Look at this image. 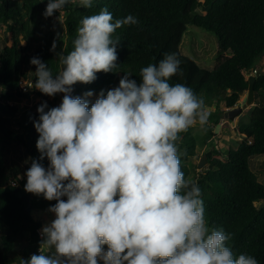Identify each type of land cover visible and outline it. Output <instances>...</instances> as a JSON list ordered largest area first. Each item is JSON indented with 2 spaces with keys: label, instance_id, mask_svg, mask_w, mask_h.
I'll use <instances>...</instances> for the list:
<instances>
[{
  "label": "clouds",
  "instance_id": "9594fccd",
  "mask_svg": "<svg viewBox=\"0 0 264 264\" xmlns=\"http://www.w3.org/2000/svg\"><path fill=\"white\" fill-rule=\"evenodd\" d=\"M69 4L91 8L93 0H48L43 15ZM138 23L131 14L114 21L105 7L81 19L74 50L58 54L55 75L30 60L34 88L63 97L56 107L37 108L40 157L24 174V190L56 201L48 209L55 218L42 228L39 254L20 264H258L251 255L234 257L231 233L210 232L201 189L181 170L176 142L207 124L210 112L192 88L169 83L183 75L175 53L142 67L139 83L125 73L94 102L92 91L72 95L77 82L92 83L98 72L118 67L113 34Z\"/></svg>",
  "mask_w": 264,
  "mask_h": 264
},
{
  "label": "trees",
  "instance_id": "16d2710c",
  "mask_svg": "<svg viewBox=\"0 0 264 264\" xmlns=\"http://www.w3.org/2000/svg\"><path fill=\"white\" fill-rule=\"evenodd\" d=\"M47 3L48 0H22V4L19 0H0V24L6 29L0 45V264H20L21 258L38 254L42 224L33 213L48 211L56 203L27 193L26 180L19 185L7 182L6 171L12 169L8 157L11 148L16 154L19 148L23 149L28 168L32 159L40 157L36 148L39 134L34 127L39 114L27 110L18 117L17 104L12 102L21 101L30 92L47 96L34 88L36 66L30 60L40 59L55 75L61 67L58 54L74 50L73 40L83 17L98 14L107 7L114 21L131 14L139 23L124 25L113 34V39L120 40L118 67L108 73L98 72L92 83L77 82L72 86L74 97L83 88L105 91L116 77L121 79L125 73H131L130 78L139 83L142 67L158 64L166 53H175L181 61L183 75L173 76L169 83L192 88L204 99L206 108L213 107L215 102H224L231 110L248 90L244 71L254 69L264 54V0H93L91 8L69 4L62 11L64 38L44 36L39 40L37 30ZM188 25L216 36L219 63L213 70L201 68L181 54L180 46ZM254 87L256 100L264 99V73L256 75ZM227 112H210L209 120L218 125ZM13 121L17 122V128L13 127ZM238 132L241 141L236 149L228 148L221 153L211 147L205 152L208 167L196 179H190V170L185 164L195 154L196 141L182 133L183 137L176 142L183 154L181 170L185 179L196 182L201 189L210 232L231 233L227 246L231 247L234 257L247 254L257 259L258 264H264V184L250 165L252 158L264 156V103L253 108L249 123L239 125ZM41 163L48 167L47 158Z\"/></svg>",
  "mask_w": 264,
  "mask_h": 264
},
{
  "label": "rangeland",
  "instance_id": "374dc122",
  "mask_svg": "<svg viewBox=\"0 0 264 264\" xmlns=\"http://www.w3.org/2000/svg\"><path fill=\"white\" fill-rule=\"evenodd\" d=\"M19 3L22 4V0H19ZM198 12L201 14L204 13L202 9H198ZM5 30V26L0 24L1 46L3 45L6 36ZM65 33L66 28L64 24V17L63 13L61 12L51 17H42L40 26L37 30V37L39 38V40H42L44 36L64 38ZM218 50L219 43L215 35L194 25L187 26V31L183 36V40L180 46V52L182 55L193 59L201 68L213 70L219 63V58L217 56ZM253 68L258 70L259 74L264 73V54L256 61ZM119 81L120 78L116 77L113 80L112 84L104 91L105 94L107 90L118 87ZM22 87L25 88L24 83ZM28 91L29 89H26V92ZM88 91L93 92V96L88 98L91 102H94L101 92V90L95 91L91 88H87V90H85L83 88L82 91L76 92L75 97L83 98L84 94ZM228 94H230V92H228ZM62 97L63 94L60 93L56 94L54 97H49L37 96L34 92H30L26 98L22 99L21 101H13L12 103L17 104L19 117L27 110H33L35 113L39 114L37 112V108L44 102H47L48 108L56 107L62 102ZM246 97L247 91L241 95L240 100L238 101L235 108L242 107L246 102ZM262 103H264V99L259 98L258 100H256L255 98L254 102L247 108H244L242 113L236 116L233 121L229 120V118H223L218 125H215L212 120L208 119L207 124L201 126L199 123H197L186 133H184L185 135L189 134L190 136L194 137L196 141L195 154L185 162L190 170V179H196L198 173L208 167L205 152L209 148L213 147L221 153H225L228 148L236 149L238 147L241 141V135L238 132V126L249 123L253 108L257 104ZM207 109L209 112L229 111L224 102H220L218 104L215 102L213 107H207ZM13 127H18L16 121H13ZM11 149L12 150L9 152L8 157L12 169L6 171L7 182L12 185H19L22 180H26L24 174L28 169L29 161L22 148H19L17 152L18 154H16V151L13 150V148ZM203 157L205 159V164L200 169L199 164ZM250 165L253 171L258 176L259 181L264 184V156L252 158L250 160ZM261 204L262 203H256L257 206H260ZM33 217L37 221L41 222L42 228L50 224V222L55 218L53 213L46 210L34 212ZM42 228L39 230L40 233L42 231ZM104 248L106 251V245L104 246ZM101 264H103V262Z\"/></svg>",
  "mask_w": 264,
  "mask_h": 264
},
{
  "label": "water",
  "instance_id": "95a60500",
  "mask_svg": "<svg viewBox=\"0 0 264 264\" xmlns=\"http://www.w3.org/2000/svg\"><path fill=\"white\" fill-rule=\"evenodd\" d=\"M248 81H249V86H248V90H247L246 102L242 107L233 108V109L229 110L227 113H225V117L229 118V120L233 121L236 116H238L242 113L244 108H247L248 106H250L255 100V87L254 86H255V82H256V77L252 75V76H250ZM204 164H205V159L203 157L200 164H199V168L201 169Z\"/></svg>",
  "mask_w": 264,
  "mask_h": 264
},
{
  "label": "built area",
  "instance_id": "2783aa9c",
  "mask_svg": "<svg viewBox=\"0 0 264 264\" xmlns=\"http://www.w3.org/2000/svg\"><path fill=\"white\" fill-rule=\"evenodd\" d=\"M258 74H259L258 70H256V69H250V70L244 71V75H245L247 80L250 78V76L253 75L256 77V75H258ZM39 235L41 236L40 238L43 240L44 237L42 236V234L40 232H39ZM39 251H40V248L37 250L38 254H39Z\"/></svg>",
  "mask_w": 264,
  "mask_h": 264
}]
</instances>
